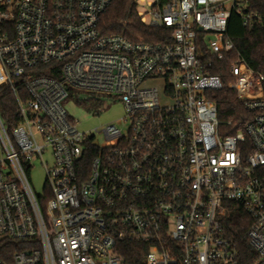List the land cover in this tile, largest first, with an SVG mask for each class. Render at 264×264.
<instances>
[{"label":"built area","instance_id":"1","mask_svg":"<svg viewBox=\"0 0 264 264\" xmlns=\"http://www.w3.org/2000/svg\"><path fill=\"white\" fill-rule=\"evenodd\" d=\"M249 1L135 0L164 35L144 43L99 32L112 0H0V85L19 115L10 134L0 116V238L30 244L9 264H125L124 243L139 244L140 264H238L230 207L264 264V72L239 57L224 84L202 51L222 61L234 48L232 11L264 28ZM223 87L250 113L226 122L233 134L210 97ZM72 91L119 100V126L80 131L63 106Z\"/></svg>","mask_w":264,"mask_h":264},{"label":"trees","instance_id":"2","mask_svg":"<svg viewBox=\"0 0 264 264\" xmlns=\"http://www.w3.org/2000/svg\"><path fill=\"white\" fill-rule=\"evenodd\" d=\"M249 5L253 10L264 11V0H250ZM135 7V0H112L100 17L99 32L102 35H122L132 42L158 43L162 41L163 31L144 26L137 16ZM225 40L231 42L234 48L225 55L222 61L216 60L205 48H202L205 60L212 61L210 73L219 76L225 84L231 62L239 57L255 72H264L263 27L245 28L241 17L232 11L227 20ZM210 97L217 106V117L221 123L220 131L225 134H233L236 131V128L226 126V122L230 121L233 124L238 122L240 124L238 127H241L240 120H246L250 116L242 102L236 99L233 90L227 87L213 91ZM69 98L82 105L87 103V98L82 99L76 91H72ZM0 116L7 133L10 134L19 115L14 94L7 84L0 85ZM249 224V217L239 207H230L222 219L223 234L236 249L238 264H253L257 259L255 252L247 242ZM29 248L30 244L27 241L3 238L0 241V260L9 264L15 253ZM119 253L125 264H140L142 261L143 251L140 250L139 244H121Z\"/></svg>","mask_w":264,"mask_h":264},{"label":"rangeland","instance_id":"3","mask_svg":"<svg viewBox=\"0 0 264 264\" xmlns=\"http://www.w3.org/2000/svg\"><path fill=\"white\" fill-rule=\"evenodd\" d=\"M78 95L82 99L87 98L85 105L68 98L63 102V106L69 116L76 122L80 131L94 132V129H101L106 123L119 126L118 121L124 116V107L119 100L115 98H92L84 93H78ZM45 159L48 160V156ZM30 179L35 192L41 193L45 179L41 163L36 162L33 164Z\"/></svg>","mask_w":264,"mask_h":264},{"label":"water","instance_id":"4","mask_svg":"<svg viewBox=\"0 0 264 264\" xmlns=\"http://www.w3.org/2000/svg\"><path fill=\"white\" fill-rule=\"evenodd\" d=\"M2 240V238H0V241Z\"/></svg>","mask_w":264,"mask_h":264}]
</instances>
